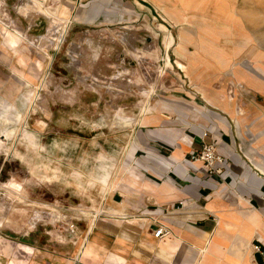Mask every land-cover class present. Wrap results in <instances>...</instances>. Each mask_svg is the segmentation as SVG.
Returning <instances> with one entry per match:
<instances>
[{"label":"crops","instance_id":"1","mask_svg":"<svg viewBox=\"0 0 264 264\" xmlns=\"http://www.w3.org/2000/svg\"><path fill=\"white\" fill-rule=\"evenodd\" d=\"M24 1L15 5L18 11L26 16L41 14L39 9L24 10ZM34 1L47 8L50 0ZM55 1L61 3L60 11L64 8L59 13L64 19L62 27L72 13L148 12L147 0ZM155 1L151 12L162 11L179 27V34L176 37L171 32L167 45L164 39L169 51L167 67H177V80L184 76L191 89H183L186 101L171 105L174 116L160 109L155 117L147 110L140 117L137 137L126 148V168L109 172L104 200L93 203L87 228L75 233V260L61 256L54 264H264L262 253L255 248L258 245L264 251V26L234 15L228 0L213 6L214 11L212 0ZM122 4L129 8L121 9ZM5 5L0 0L4 11L0 10V24L20 40L12 45L7 36L1 32L0 36L23 67H13L14 75L22 85L33 86L32 90L51 74L43 72L50 53L44 52L42 66L37 65L38 58L29 63L25 50L32 47L30 34L9 27L3 18ZM183 13L189 18L186 23ZM51 42H46L48 51L52 44L57 46L58 39ZM3 103L21 113L14 102ZM28 103L25 100L27 109ZM202 138L215 143L225 157L223 179L207 173L203 162L189 160L191 151L203 147ZM18 181L23 189L14 193L26 198L24 181ZM32 215L22 212L15 219L12 211L4 227L26 231ZM159 226L170 234L156 237ZM53 236L66 241L61 233L53 232ZM52 244L64 249L62 244ZM11 248L9 240L0 238V257L10 254ZM20 248L40 261L50 263L47 256L52 259L35 244ZM28 261L13 256L7 264Z\"/></svg>","mask_w":264,"mask_h":264},{"label":"rangeland","instance_id":"2","mask_svg":"<svg viewBox=\"0 0 264 264\" xmlns=\"http://www.w3.org/2000/svg\"><path fill=\"white\" fill-rule=\"evenodd\" d=\"M4 1L7 13L3 18H7L10 28L22 29L30 34L28 38L47 35V14L26 16L15 8L20 0ZM225 1L212 0L210 9L214 11L213 6L224 5ZM155 2L147 0L146 13H72L64 27L59 15L64 8L59 9L53 17L62 20V26L53 31L56 36L51 38L58 39V44H52L49 51L44 47L50 57L43 72L51 74L32 90L33 86L22 85L14 75L13 67H23H19L17 53L7 48L0 36V195L11 178L23 180L26 198L14 193V209L8 217L12 211L15 219L21 218L22 212L59 215L51 222H38L29 233L0 227V238L12 245L10 254L1 255L2 264L13 256L29 258L24 264H54L61 256L74 261L77 237L72 227L76 233L87 228L86 219L93 217V211L88 210L93 203L104 200L109 172L126 168V148L137 137L140 117L146 115V110L155 117L160 109L174 116L171 105L186 101L183 89L191 88L183 81L184 76L177 80V67H167L169 51L164 46V39L167 45L172 33L177 37L179 27L162 11L151 12ZM228 7L234 15L264 26V0H228ZM120 8L129 6L122 4ZM188 20L186 16L182 21ZM183 36L179 38L189 41ZM25 53L31 65L39 58L37 48L31 47ZM88 58L93 66L89 74L84 69ZM25 100L29 101V109ZM1 102H14L21 113ZM53 232L63 234L66 241L54 238ZM52 243L62 244L64 249H56ZM22 244L39 246L52 257L47 256L50 263L29 256L20 248Z\"/></svg>","mask_w":264,"mask_h":264},{"label":"bare ground","instance_id":"3","mask_svg":"<svg viewBox=\"0 0 264 264\" xmlns=\"http://www.w3.org/2000/svg\"><path fill=\"white\" fill-rule=\"evenodd\" d=\"M23 5L25 6L26 11L31 10V9H35V10L39 9L42 13H45V14H47L50 17V29L48 30L47 35L45 34V35H43L41 37L32 36V37H30L28 39V42H29L30 46L37 47V49L39 51V58L37 59V65L38 66H42L44 60L46 59V55L44 53V47L46 45V42L49 39H51L52 36L55 37L56 34L53 31L62 26V20L59 21V20H57L56 18L53 17V15L55 13H58L61 3L57 2L55 0H50L49 3L47 4V8H43L38 1L25 0ZM2 24L3 25L1 26V30L0 31L2 32V34H4L5 36L8 37L9 41L12 44L15 45L17 43V41L20 40V36L18 34L17 35L13 34L14 32L10 33L9 31H7L3 22H2ZM25 35H27V34H25ZM22 37L25 38L26 36H22ZM51 41H52V39H51ZM52 42H54V41H52ZM75 45H76V47H80L79 43H75ZM84 69H85V71L88 74L93 71V66L91 65V58L90 59L88 58L87 64H86V66H84ZM125 73H126V70L123 71V76L124 77H125ZM127 79H128V82H132V78H127ZM70 93H74V92L70 91ZM69 96H71V95H69ZM69 96H68V98H69ZM72 97L73 96H71V98ZM199 162H202V160H198L197 161V163H199ZM3 186L5 188L4 189L5 192H4L3 195H0V227L6 226L7 219H9L8 218V213H9L10 209L13 207L12 206L13 205V201H14V198L16 197V196H14V191H16V193H17V191L20 192L23 189L22 182L18 181L14 177L11 178L9 181H7ZM18 198H20V197H18ZM52 217H53V219L59 218V215H54L52 212L51 213H39V212L34 213V215L32 216V219H30V222H29V224L27 226L26 232L29 233L32 229H34L38 222H41V221L42 222L52 221ZM7 225H10V224H7ZM17 226H19V224Z\"/></svg>","mask_w":264,"mask_h":264},{"label":"built area","instance_id":"4","mask_svg":"<svg viewBox=\"0 0 264 264\" xmlns=\"http://www.w3.org/2000/svg\"><path fill=\"white\" fill-rule=\"evenodd\" d=\"M202 143L201 151L193 150L189 153V160L192 162L202 160L207 173L217 175L223 179L225 157L219 153L215 143H206L203 138ZM72 232L76 233L73 227ZM169 234L170 231L163 226H159L155 231L156 237H165ZM255 248L262 253L264 258V251H262L261 247L257 245Z\"/></svg>","mask_w":264,"mask_h":264}]
</instances>
